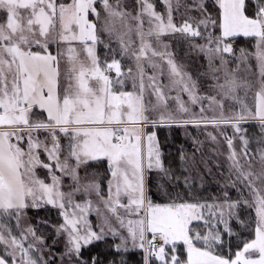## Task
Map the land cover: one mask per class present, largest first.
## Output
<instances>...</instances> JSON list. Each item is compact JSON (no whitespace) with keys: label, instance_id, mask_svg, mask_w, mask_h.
Masks as SVG:
<instances>
[{"label":"snow or ice","instance_id":"1","mask_svg":"<svg viewBox=\"0 0 264 264\" xmlns=\"http://www.w3.org/2000/svg\"><path fill=\"white\" fill-rule=\"evenodd\" d=\"M188 126L216 173L197 138L166 166L157 130ZM129 255L264 264V0H0V264Z\"/></svg>","mask_w":264,"mask_h":264},{"label":"rangeland","instance_id":"2","mask_svg":"<svg viewBox=\"0 0 264 264\" xmlns=\"http://www.w3.org/2000/svg\"><path fill=\"white\" fill-rule=\"evenodd\" d=\"M129 4H131L132 0H127ZM100 52V55L103 56L104 52L102 49L98 50ZM177 53V59L181 62H183L186 66V68L193 73V75H196L203 71V67L201 65L204 63L203 58H196L195 54L187 55L184 48L177 46L175 49ZM205 88H207V85H205ZM186 99V98H185ZM250 132H255L256 129L254 127H250ZM178 132L179 134H177ZM213 132L215 134V130L211 127L204 129L203 127L197 129L192 126H188L186 129L181 127H172V128H160L157 130V136L158 139L161 142V147L163 152L165 153V163L166 166L170 163L173 167H175L177 170L179 169L180 162L178 159L179 156V149L183 148L186 152L191 153L193 151V138H197L201 141H203V148L202 151L204 153L205 160L208 161V167L213 169V172L216 173L218 169L216 168L217 163L223 162L222 156H217L214 152V148L217 146L214 144L213 141H211L207 133ZM229 135H231V129H228ZM180 138H179V137ZM178 139L181 141V145L178 147ZM183 142H185L183 144ZM187 144V145H185ZM178 147V148H177ZM199 155V154H198ZM101 176H103V168L100 169ZM207 181L209 184L214 185V177H208ZM42 210V219L49 220L51 223H57L59 217L57 216L56 210L49 208H41V209H30L28 210V217L33 221L36 222L41 219L40 211ZM247 211L248 209H240L241 213V219H243V213L244 211ZM47 212V214H46ZM46 215V216H45ZM45 216V217H44ZM95 221V217H90ZM244 220V219H243ZM237 230V229H236ZM51 230L46 231V235H49ZM48 243L52 244V238L50 237L48 239ZM57 254L59 251L62 250V245L55 246L54 249Z\"/></svg>","mask_w":264,"mask_h":264},{"label":"trees","instance_id":"3","mask_svg":"<svg viewBox=\"0 0 264 264\" xmlns=\"http://www.w3.org/2000/svg\"><path fill=\"white\" fill-rule=\"evenodd\" d=\"M177 134H179L178 132H176ZM179 137V136H178ZM180 138V137H179ZM185 142H183V144H184ZM181 145V141L178 139V144H177V146L179 147ZM185 145H187V144H185ZM177 147V148H178ZM180 148V147H179ZM54 210V209H53ZM248 211L249 210H245L244 211V215H243V219L244 220H247L248 219ZM46 214H47V212H46ZM40 216H41V219H42V210L40 211ZM46 216V215H45ZM44 216V217H45ZM236 229H237V231H242V228L240 227V225L239 224H237L236 225ZM117 260L119 259V257H117L116 258ZM139 260V256L138 255H129V257H128V264H137V261Z\"/></svg>","mask_w":264,"mask_h":264}]
</instances>
